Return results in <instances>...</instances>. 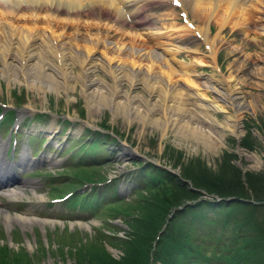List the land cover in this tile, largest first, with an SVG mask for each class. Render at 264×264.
I'll return each mask as SVG.
<instances>
[{
  "label": "rangeland",
  "instance_id": "1",
  "mask_svg": "<svg viewBox=\"0 0 264 264\" xmlns=\"http://www.w3.org/2000/svg\"><path fill=\"white\" fill-rule=\"evenodd\" d=\"M194 1H182L180 8L172 5L170 0H151L150 6L149 2H146L147 7L142 5L139 11L142 15L135 18L140 20L144 16L146 21L131 26L129 30L123 26L121 30H115L114 28L119 26L113 23L112 18L108 19L104 16L95 18L86 16L87 13L82 17L78 15L74 18L72 15L56 12L54 15L58 19L54 21L50 17L52 12L36 10L35 14L38 13V16L34 14L28 17L27 8L25 11L21 9L17 14L18 17H15L18 22L15 21V24L10 22L16 25L18 31L26 32L27 35L31 31L33 34L38 32L37 34L46 36L52 30L56 32L55 35L62 34L64 41L72 40L75 36L82 37V43L79 41L80 44L77 46L69 44V48L74 47L70 53L75 54L79 60H86L82 58L83 56L88 60L84 62L86 66L83 68L75 61V65L68 69L70 79L62 85H57L54 81L55 90L50 91L45 90L46 86L43 84L41 85L45 86L44 89L39 87L36 90L27 88L26 83L22 84L19 81L10 83L11 81L0 77V103L6 104L7 111L12 110L14 106L19 107L13 114L17 124L20 125L15 134L17 148L13 154L14 163H18L22 152L28 155L25 144L28 137L30 144L32 142L33 145V155L36 156L34 161L44 154L51 156L56 163L36 165L35 162L28 168L21 165L18 169H14L13 174L18 180L11 182L12 186L7 189H18L20 184L24 183L22 193L27 198L23 196L20 199L7 200L2 194L7 190L1 188L0 205L9 210V214L16 212V214L58 221L53 225H43L41 230L38 229L41 228L40 226L33 224L25 231L16 224L7 231L0 222V264H7L8 258L11 257L16 258L19 264H77L76 260L79 262V258L75 256V260L70 256L71 253L77 252L78 247L83 251L87 250L88 245L102 249L113 260H121L120 247L115 245L112 236L125 237L124 233L130 232V219L139 214L134 215L137 207L150 204L157 196L168 203L175 201V198L169 195V190H163L162 186L155 190L151 189L150 193L144 189L148 176L154 177L156 174L149 170L147 165L140 170V173L137 172L135 166L138 163L160 164L164 171L184 180L187 188L194 191L200 190L191 187L190 181L180 176L181 165L183 168V165L191 160L203 163L210 172H216L223 157L226 159L229 155H233V158L229 159V164L236 167L241 175L244 172L255 174L264 170V134L260 132V127L264 125V14H260L264 0H238L233 16L229 14L231 9H228L232 0H200L198 5ZM250 3L252 6L254 3L255 8ZM135 8L131 7V10ZM249 9H252V12ZM184 13L187 20L194 28L196 27L195 30L187 28L181 22L180 15ZM1 19L2 17L0 23L3 22ZM1 25L0 30L3 31H0L2 34H0V49L4 50L6 46L11 50L18 49L14 46H18L20 41L13 35L9 36L13 30L4 29V25ZM204 28L206 34L208 33L205 34L206 42L202 40ZM106 35L107 37L112 35L114 38L106 40ZM87 38H89L87 42L91 40L92 45L103 41L106 46L111 47L107 50V54L108 57H113L114 61H109V65L104 62L105 52L103 53V47L98 44L93 46L91 54L85 55L86 46H91L84 42ZM210 40L214 42L216 52L212 56L207 44ZM1 45L5 46L4 49ZM39 50L38 59L43 58L44 63L47 60L49 63L50 60L51 66H54L55 60L47 55L50 49ZM18 51L22 50L18 49ZM7 53L10 54L12 51L6 50L5 54ZM5 54L3 57L0 56V73L1 71L5 73L7 70L17 78L20 73L17 61L13 60L12 64L6 67L3 59ZM91 60L95 61L94 66ZM32 61L37 63L35 60ZM32 61L29 69H32V66L37 69ZM96 61H102L103 65L100 63L96 65ZM88 64L90 68L87 67ZM44 68L42 69L44 74L52 71L48 66ZM112 68L123 72L120 73L124 74L123 80L116 83L115 79L109 76ZM80 75L83 77H78ZM91 78L96 79L94 82H97V87L93 85L84 90L83 85ZM97 88L100 89L99 92H96ZM116 89L117 97L114 98ZM43 90L46 91L45 94ZM17 95L20 98L15 101L13 96ZM205 108L210 110L206 111ZM183 109L187 113L184 119L180 117ZM20 111H23V116L19 114ZM40 111L48 115L35 119ZM206 113L212 120L211 125L202 123L199 119L200 115L204 117ZM189 115L193 118L187 122ZM62 119L67 123H61ZM229 120L235 125L232 132L227 127V123L230 124ZM205 124L213 133V137L212 135L208 137L200 129V127L205 129ZM194 125L198 126V129L192 137L189 131ZM12 127L3 123L0 128L2 136L0 143L6 142L5 160H11V154L9 155L7 150L8 135L6 134L10 129L12 131ZM53 129L59 132L54 133ZM85 129L99 130L103 134L93 135L85 132ZM246 131L250 137L248 134L246 137ZM243 137L249 138V142L253 145L251 149L240 146L239 141ZM114 139L118 143L109 142ZM96 140L102 143H96ZM125 153L127 155L123 156L122 154ZM92 165L96 167L91 168ZM146 169L149 170L147 173L144 171ZM2 171L5 175L7 172V176L12 173L10 170ZM84 173L91 175L92 181L72 179L75 174L83 177ZM97 179H108L110 182L98 185ZM94 184L96 185L91 188ZM52 187L65 190L75 196L65 203L49 204V200L52 199L49 190ZM90 188L95 192L85 194ZM111 188L115 189L117 194L113 199L119 197L122 200L119 199L120 201L117 202L112 199L115 195ZM135 189L138 191H134ZM34 196L41 199H36ZM81 198L85 199V203H81ZM166 198H170L171 202ZM110 208L118 211L117 216H113ZM259 216L264 217V214ZM208 217L213 220L218 219L216 214L208 213ZM71 222L93 223V225L82 228L79 225L72 226ZM194 226L199 227L198 233L202 234L200 237L205 239V242L214 244L215 236L212 234L218 230L216 224L207 227L205 223H201ZM211 231V234H206ZM100 232L109 237L110 245L105 238H97ZM227 233L228 231L223 237ZM5 248L9 252L8 258V253L5 255Z\"/></svg>",
  "mask_w": 264,
  "mask_h": 264
},
{
  "label": "trees",
  "instance_id": "2",
  "mask_svg": "<svg viewBox=\"0 0 264 264\" xmlns=\"http://www.w3.org/2000/svg\"><path fill=\"white\" fill-rule=\"evenodd\" d=\"M18 99L15 97V101ZM260 132L264 134V125L260 127ZM96 134L98 136L100 133ZM247 134L249 135L248 131L246 137ZM246 137L239 141L240 146L251 149L253 145ZM96 143L102 142L96 140ZM230 158L233 155L226 159L223 157L216 172H210L199 161L191 160L183 168L181 165L180 176L189 180L191 187L200 191L187 188L184 180L173 177L160 167L145 164L156 176H148L144 189L150 193L151 189L162 186L163 190H169V195L175 201L168 203L157 196L150 204L137 207L140 209H136L134 215L139 214L131 217L130 232L124 233L125 237L112 236L115 245L120 247L121 260L109 258L102 249L92 245H88V249L84 251L78 247V251L70 256L79 258V262L75 258L77 264H264V217L259 216L264 214V170L255 174L244 172L241 175L236 167L229 164ZM142 165L138 163L135 167L143 170L146 166ZM148 169L144 171L147 173ZM137 172L140 173V170ZM76 176L77 181H92L91 175ZM58 190H55V194L60 196L61 192ZM230 197L236 200H224ZM170 198L166 200L171 202ZM216 198L223 201L217 202ZM80 201L85 203V199L81 198ZM184 204L187 205L182 210H177ZM110 211L113 216H117V210L110 208ZM208 213L216 214L218 219L209 218ZM201 223H205L207 227L217 225L218 230L212 234L215 236L214 244H209L200 237L202 234L198 233L199 227L194 224ZM226 231L228 233L223 237ZM211 233L212 231L206 234ZM99 237L105 238L110 245L109 237L101 232L97 238ZM6 254L8 258L9 252L5 248ZM7 264L19 263L16 258L11 257Z\"/></svg>",
  "mask_w": 264,
  "mask_h": 264
},
{
  "label": "bare ground",
  "instance_id": "3",
  "mask_svg": "<svg viewBox=\"0 0 264 264\" xmlns=\"http://www.w3.org/2000/svg\"><path fill=\"white\" fill-rule=\"evenodd\" d=\"M149 1H151V0H0V17H2V19L1 20H3V22L2 23H0V24H2L1 26H3L4 25V29H8V30H13V31H11L10 33L11 34H9V36L10 35H13V36H15L16 38H17V40H19L20 42H19V45L18 46H14V47H17L19 50H22L21 52L20 51H18V49H16V50H14V49H8V47L6 46H4L5 47V49H4V47H2V45H1V47L4 49V50H2V49H0L1 51V54H0V56H4V54L6 53V50L7 51H12V53H10V54H5V58H3L4 59V62H6V67H9L11 64H12V61L14 60V61H17V65L19 66V69H20V73L18 74V77L16 78V76L13 74V73H11V72H8L7 70H6V72L5 73H3L2 71H1V73H0V77H4L7 81L9 80V81H11L10 83H15V82H21L22 84H24V83H26V87L27 88H31V89H39V87H41V88H45V86H46V89L45 90H47V91H50V90H55V87H54V85H53V82L55 81L56 82V84L57 85H62V84H65L64 82H67L69 79H70V77L68 76V69L70 68V66H74L75 65V61H77V64H79L78 66L80 67H85L86 65L84 64V62L86 61V60H88V58H86V57H82V55H80L82 58H85L86 60H84L83 61V59H80L79 60V58H77L76 57V55L75 54H71L70 52H71V50L74 48H69V44L71 43L72 45L71 46H77L78 44H80L79 43V41L81 42L83 39H81L82 37H79V36H75L74 34V36H75V38H73L72 40H68V41H64V39L62 38V34L61 35H58V34H56L55 35V33L56 32H54V31H52L51 29V31L49 32V34H46V36H45V34H43V35H39V34H37L38 32H36V34H33L31 31L29 32V35H27V34H25V33H23V32H20V31H18L15 27H16V25H13V24H11L10 22H14V24H15V21H17V20H15V17L17 18L18 17V15L17 14H19L20 12L19 11H21V9H22V11L24 10L25 11V9L27 8V12H28V17H30V16H34V14H35V11L37 10V11H39V10H44V11H46V10H48V12H52V14H50V17H51V19L52 20H54V21H57V19H58V17H56V15H54L56 12H59V13H63L64 15H72V16H74V18H75V16L77 17L78 15L79 16H81L82 17V15L83 14H85V13H87V15L86 16H91V17H99V16H104V18L105 17H107L108 19L109 18H112L113 19V23L115 24V25H118L119 27H115L114 29L115 30H121L122 28V26H123V28L125 27L126 28V30H129L130 28H131V26L133 27V26H136V25H140V24H138V23H141L142 24V22L143 21H146L145 20V18H144V16L143 17H141L140 18V20H134V18H136L137 16H138V18H139V16H141L142 14L139 12L140 10H141V6L142 5H144V6H146L145 5V3L147 2H149ZM179 1H185V0H179ZM191 1H193V0H191ZM202 1V0H201ZM204 1V0H203ZM238 0H232V2L229 4V8L228 9H231V11H229V14H232L234 11H236V2H237ZM243 1V0H242ZM245 1V0H244ZM251 1V0H250ZM249 1V2H250ZM189 2V1H188ZM187 2V3H188ZM198 2H200V0H195L194 1V3H196L197 5H198ZM191 3V2H190ZM194 3H192V5L194 4ZM239 3H241V2H239ZM255 3V2H254ZM254 3H253V6H254ZM152 4V3H151ZM212 4V3H211ZM244 4H246V3H244ZM251 4V3H250ZM149 6H150V2H149V4H148ZM191 5V6H192ZM196 5V6H197ZM243 5V4H242ZM249 4L247 3V6H248ZM213 6H214V4H213ZM212 6V7H213ZM247 6H245V7H247ZM251 6H252V4H251ZM252 6V7H253ZM131 7L134 9L135 7V10H131ZM147 7V6H146ZM215 7V6H214ZM240 7H242V6H240ZM240 7H239V9H240ZM144 8V7H143ZM243 8V7H242ZM241 8V9H242ZM254 8H255V6H254ZM193 9V8H192ZM238 9V8H237ZM253 9V8H252ZM252 9L250 10L251 12H252ZM257 9V8H256ZM215 10V9H214ZM245 10V9H244ZM197 11V10H196ZM206 11V10H205ZM216 11V10H215ZM238 11V10H237ZM250 11H249V14H250ZM209 12V11H208ZM213 12V11H212ZM254 12H255V10H254ZM258 12V11H257ZM206 13V12H205ZM214 13V12H213ZM259 13V12H258ZM39 14H40V12H39ZM141 14V15H140ZM210 14H212V13H210ZM260 14H264V7H262V9H261V13ZM36 15V14H35ZM58 15V14H57ZM201 15V14H200ZM251 15V14H250ZM23 16V15H22ZM36 16H38V13H37V15ZM46 16V15H45ZM207 16V15H206ZM211 15H209V17H210ZM232 16H233V14H232ZM247 16H249V15H247ZM91 17H90V19H91ZM204 17V16H203ZM209 17H207L208 19H210ZM252 17V16H251ZM250 17V18H251ZM254 17V16H253ZM252 17V18H253ZM37 18V17H36ZM47 18V17H46ZM88 18V17H87ZM232 18V17H231ZM242 18V17H241ZM261 18H263V17H261ZM35 19V18H34ZM40 19H42V18H40ZM93 19V18H92ZM213 19V18H212ZM212 19H211V21H212ZM238 19V18H237ZM243 19V18H242ZM241 19V20H242ZM247 19H249V18H247ZM19 20V19H18ZM43 20V19H42ZM61 20V19H60ZM59 20V22H62V21H60ZM111 20V19H110ZM205 20H207L206 18H205ZM249 20H253V19H249ZM24 21V20H23ZM35 21V20H34ZM33 21V22H34ZM79 21V20H78ZM128 21V22H127ZM200 21H202V20H200ZM208 21V20H207ZM211 21H210V23H211ZM261 21V20H260ZM260 21H258V22H260ZM263 21V20H262ZM18 22V21H17ZM16 22V23H17ZM49 22V21H48ZM71 22V21H70ZM84 22H87V21H84ZM20 23V22H19ZM25 23V22H24ZM37 23H39V22H37ZM50 23V22H49ZM89 23V22H88ZM145 23V22H144ZM209 23V24H210ZM242 23H243V21H242ZM31 24V23H30ZM40 24V23H39ZM41 24H43V23H41ZM62 24V23H61ZM82 24V23H81ZM91 24H93V23H91ZM95 24V23H94ZM18 25V24H17ZM33 25V24H32ZM64 25V24H63ZM70 25H72V24H70ZM97 25V24H96ZM8 26H9V28H8ZM40 26V25H39ZM52 26V25H51ZM58 26V25H57ZM74 26V25H73ZM246 26V25H245ZM259 26V25H258ZM262 26V25H261ZM260 26V27H261ZM21 27V26H20ZM43 26H41V28H42ZM54 27V26H53ZM84 27H85V25H84ZM106 27V26H105ZM241 27V26H240ZM13 28H15V29H13ZM22 28V27H21ZM34 28H37V27H34ZM38 28H40V27H38ZM65 28V27H64ZM74 28H76V27H74ZM202 29H203V27H201ZM254 28H257V27H254ZM262 28V27H261ZM261 28H259V29H261ZM2 29V28H1ZM102 29V28H101ZM108 29V28H107ZM196 29V27L194 28V30ZM199 29V28H198ZM205 29V28H204ZM239 29H241V28H239ZM33 30H35V29H33ZM73 30V29H72ZM237 30H238V27H237ZM251 30V29H250ZM255 30V29H254ZM257 30V29H256ZM1 31V30H0ZM3 31V30H2ZM1 31V32H2ZM7 31V30H6ZM22 31V30H21ZM108 31H110V29L108 30ZM199 31V30H198ZM202 31V30H201ZM240 31V30H239ZM247 31H249V30H247ZM253 31V30H252ZM4 32H5V30H4ZM8 32V31H7ZM34 32V31H33ZM99 32V31H98ZM125 32V31H124ZM196 32V31H195ZM206 29H205V31L203 30L202 31V33H204V34H202V40H204V42H206V35L208 34H206ZM79 33V32H78ZM101 33V32H100ZM200 33V32H199ZM248 33V32H247ZM247 33H246V35H247ZM1 34V33H0ZM71 34H72V32H71ZM70 34V35H71ZM88 34V33H87ZM108 34V33H107ZM116 34V33H115ZM114 34V35H115ZM206 34V35H205ZM2 35V34H1ZM4 35H5V33H4ZM89 35V34H88ZM101 35V34H100ZM103 35V34H102ZM117 35V34H116ZM119 35V34H118ZM29 36V37H28ZM73 36V37H74ZM96 36V35H95ZM105 36V35H104ZM111 36V37H110ZM110 36H108L107 37V35H106V37L107 38H105L106 40H108V39H111V38H114V36H112V35H110ZM120 37H121V35H119ZM119 36H118V38H119ZM124 36V35H123ZM5 37V36H4ZM7 37V36H6ZM67 37V36H66ZM89 37V36H88ZM257 37V36H256ZM262 37V36H261ZM0 38H1V36H0ZM90 38V37H89ZM89 38H87V39H85V41L84 42H87L88 40H89ZM97 38V37H96ZM95 38V39H96ZM9 39V38H8ZM81 39V40H80ZM5 40V39H4ZM7 40V39H6ZM103 40V39H102ZM208 40V39H207ZM64 41V42H63ZM105 41V40H104ZM114 41V40H113ZM9 42V41H8ZM12 42V41H11ZM15 43H16V41H15ZM82 43V42H81ZM87 43H89V44H91V46L90 47H88L89 45H87L86 47H87V49L85 48V51H84V54L85 55H89V54H91L92 52H91V49H93L97 44L100 46L101 45V47H103V53H104V57H105V59H104V62H106L107 63V65H109V61L111 62V61H114V60H112V58L113 57H108V54H107V50H110L111 49V47L109 48L108 46H106L105 44H104V42L103 41H100L99 43L97 42V44H96V42L92 45V41L90 40L89 42H87ZM86 43V44H87ZM9 44H11V43H9ZM208 44V49H209V53H210V55L212 56V55H215L216 54V52H215V50H214V46H213V44H214V42L212 41V40H210L209 41V43H207ZM8 45V44H7ZM40 45V46H39ZM82 45H84V44H82ZM94 46V47H93ZM80 47V46H79ZM45 49V48H48V49H50V51H48V54L47 55H50V57H52L53 58V60H55V62H54V66L52 65L51 66V64H50V60H49V63H47L48 62V60H47V62L46 63H44V60H43V58L42 59H38L39 58V56L37 55L38 54V52H40V50L39 49ZM78 48V47H77ZM82 48H84V47H82ZM133 48V47H132ZM131 48V49H132ZM79 49V48H78ZM101 50V49H100ZM44 51H47V50H44ZM73 51V50H72ZM76 51V50H75ZM81 51V50H80ZM91 52V53H90ZM102 52V51H101ZM134 52V51H133ZM45 53V52H44ZM79 53V52H78ZM118 53H120V52H117V54ZM40 54V53H39ZM46 54V53H45ZM130 54H131V52H130ZM36 55H37V58H36ZM133 55V54H132ZM140 55V54H139ZM138 55V56H139ZM79 56V57H80ZM137 56V55H136ZM153 56H155V55H153ZM153 56H152V58H153ZM42 57V56H41ZM40 57V58H41ZM141 57V56H140ZM143 57V56H142ZM14 58H16V59H14ZM114 58H116L115 56H114ZM155 59V58H154ZM32 60H35V61H37V63L35 64L34 63V61H32ZM46 60V59H45ZM119 60V59H118ZM31 61L37 66V69H36V67L35 68H33V66H32V69H29V66H30V63H31ZM92 61V63H94L93 64V66L95 65V61L94 60H91ZM116 61H117V59H116ZM259 61V60H258ZM52 62V61H51ZM97 63H96V65H99V63L100 64H102L101 62L102 61H96ZM140 62V61H139ZM91 63V62H90ZM3 64V65H4ZM89 65L90 64H88L87 65V67H89ZM103 65V64H102ZM106 65V66H107ZM22 66H23V69L21 70V68H22ZM45 66H48V67H50L51 68V72H49V74H44V72L42 71V69L45 67ZM101 66V65H100ZM117 67V66H116ZM3 68H5V67H3ZM49 68V69H50ZM90 68V67H89ZM117 68H119V67H117ZM45 69V68H44ZM43 69V70H44ZM48 69V68H47ZM85 69V68H84ZM119 69H121V68H119ZM11 70H12V68H11ZM83 70V69H82ZM89 70V69H88ZM121 70H123V69H121ZM85 72V71H84ZM122 71H119L118 72V70L115 68H112V70L109 72V76L112 78V79H115V82L117 83L118 81H120V80H123V78H124V74L122 75V74H120ZM123 73V72H122ZM86 74V73H85ZM88 74V73H87ZM83 76H84V74H83ZM82 75H80V76H78V77H83ZM168 80V79H167ZM37 81V82H36ZM94 81H96V79H90V80H88V83H86V84H84L83 86H84V90L87 88H90V87H92L93 85H94V87L96 86V83L97 82H94ZM156 82V81H155ZM20 83V84H21ZM41 84H43V85H45V86H42ZM36 85H38V86H36ZM149 85V84H148ZM150 87H151V85H149ZM97 87V86H96ZM152 88H154V87H152ZM155 88H157V87H155ZM45 90H43L42 92L45 94ZM99 88H97V91L96 92H99ZM147 90V89H146ZM212 91H214V90H212ZM117 89L115 90V92H114V98L115 97H117ZM176 94V93H175ZM119 95V94H118ZM229 95V94H228ZM227 95V96H228ZM226 97V96H225ZM129 98V97H128ZM129 101H134V100H129ZM119 102V101H118ZM131 103V102H130ZM133 104V103H132ZM191 104H193L194 106H196L197 107V105H195L194 103H191ZM232 106V105H231ZM136 107V106H135ZM212 107V106H211ZM133 108V107H132ZM178 108V107H177ZM31 109V108H30ZM179 109V108H178ZM138 110V109H137ZM149 110V109H148ZM185 109H183L182 111H183V113L181 114V116L180 117H182V119H184L186 116H187V113L184 111ZM205 110L206 111H209L210 109L209 108H205ZM126 111V110H125ZM139 111V110H138ZM178 111V110H177ZM180 111V110H179ZM222 111H224V110H222ZM21 112V114L23 113V111H20ZM124 112V111H123ZM225 112V111H224ZM127 113V112H126ZM136 113V112H135ZM202 113V112H201ZM121 114H124V113H121ZM130 114H131V112H130ZM168 114V113H167ZM176 114H178V113H176ZM125 115V114H124ZM135 115V114H134ZM192 115V114H191ZM136 116H137V114H136ZM143 116V115H142ZM174 116V115H173ZM138 117V116H137ZM184 117V118H183ZM189 118L187 119V122H189V119L190 118H193V117H190V115L188 116ZM135 118V117H134ZM167 118V117H166ZM169 118V117H168ZM140 119H141V117H140ZM143 119V118H142ZM173 119V118H172ZM174 119H175V117H174ZM180 119V118H179ZM181 119V120H182ZM200 121H202V123H206V124H208V125H211V123H212V120L210 119V117L209 116H207V113H206V115H204V117L203 116H201L200 115ZM180 120V121H181ZM192 120V119H191ZM197 120V119H196ZM173 121V120H172ZM179 121V120H178ZM230 121V120H229ZM142 122V121H141ZM184 122V121H183ZM156 123V122H155ZM170 123H171V120H170ZM181 123V122H180ZM179 123V124H180ZM157 124V123H156ZM155 124V125H156ZM205 124V126H206V128H207V125ZM168 125V124H167ZM167 125H165V126H167ZM172 125H173V123H172ZM189 125V124H188ZM157 126V125H156ZM180 126V125H179ZM201 126H204V125H201ZM172 127V126H171ZM227 127L231 130V132H232V130H233V128L235 127V125L233 124V122H231L230 121V124H228L227 123ZM179 128V127H178ZM202 129L201 127H200V129L202 130V132L204 131L206 134H207V136L208 137H211V135H212V137H213V133L210 131V129H209V127L207 128V129ZM197 129H198V126H196V125H194V128H191L190 129V135L192 136V137H194V132H195V130L197 131ZM199 129V130H200ZM162 130V129H161ZM164 130H165V128H164ZM186 137V136H185ZM184 137V138H185ZM215 138V137H214ZM187 140H188V138H187ZM200 140V139H199ZM202 140V139H201ZM198 141V140H197ZM202 142V141H201ZM206 145V144H205ZM207 148H209L208 147V144H207ZM4 149H5V145L4 144H1L0 143V190H1V188L2 189H4V190H7V192L6 193H2L3 194V196H6L7 197V200H13V199H20V198H22L23 196H24V194L22 193V191L24 190V188H23V185H24V183H22V184H20V188H18V189H7L6 187H8L9 186V183H11L12 181H15V180H12V177L11 176H7L8 175V173L5 175V173L4 172H1V170H3L2 168H1V166L2 167H4V168H6L7 170H11V169H14V168H16L15 166L16 165H19V166H21V165H23V166H25V167H30V166H32V164L34 163V162H32L31 164L29 163V160L27 159V156H25V154L22 152V154H21V159H19V163L18 164H15V165H13L12 163L11 164H9V163H7V162H4V159H5V157L3 156L4 155ZM211 149V148H210ZM122 151V150H121ZM123 156L124 155H127V153H125V154H122ZM52 162V163H51ZM43 163H45L46 165H49V164H53V163H55V161L54 160H52L51 159V157H45V156H42L41 158H39V160H38V162H37V164H43ZM56 164V163H55ZM6 170V171H7ZM13 174V173H12ZM11 174V175H12ZM14 175V174H13ZM10 179V180H9ZM5 182H8L7 184H5L4 185V183ZM18 185V184H17ZM4 187V188H3ZM35 197V196H34ZM29 198V197H28ZM36 199H41V198H39V197H35ZM36 201V200H35ZM9 212V210H7V209H4V207H2V208H0V222L4 225V227H5V229L8 231V229H10L11 227H12V225H14V224H16V225H18V226H20L22 229H24V231H25V229H29L33 224H35V225H38V226H40L41 228H38L39 230H41V229H43V225H46V224H50V225H53L54 223H56L55 222V220H49V219H47V218H45V219H41V218H36V216L35 217H33V216H27L26 214H16V212H14L13 214H9L8 213ZM72 226H74V225H79V227H82V228H89V226H92L93 225V223H79V222H77V223H72L71 224ZM30 232V231H29ZM29 244V243H28Z\"/></svg>",
  "mask_w": 264,
  "mask_h": 264
},
{
  "label": "water",
  "instance_id": "4",
  "mask_svg": "<svg viewBox=\"0 0 264 264\" xmlns=\"http://www.w3.org/2000/svg\"><path fill=\"white\" fill-rule=\"evenodd\" d=\"M224 200H226L227 202H233V201H235L236 199H224Z\"/></svg>",
  "mask_w": 264,
  "mask_h": 264
}]
</instances>
